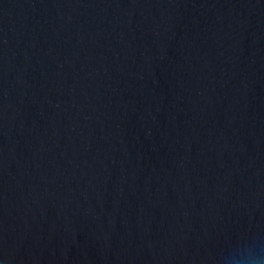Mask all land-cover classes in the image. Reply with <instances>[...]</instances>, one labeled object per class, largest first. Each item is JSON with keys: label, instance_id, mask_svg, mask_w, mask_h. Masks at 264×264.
<instances>
[{"label": "water", "instance_id": "water-1", "mask_svg": "<svg viewBox=\"0 0 264 264\" xmlns=\"http://www.w3.org/2000/svg\"><path fill=\"white\" fill-rule=\"evenodd\" d=\"M264 252V0H0V264Z\"/></svg>", "mask_w": 264, "mask_h": 264}, {"label": "clouds", "instance_id": "clouds-1", "mask_svg": "<svg viewBox=\"0 0 264 264\" xmlns=\"http://www.w3.org/2000/svg\"><path fill=\"white\" fill-rule=\"evenodd\" d=\"M231 264H264V252L248 245H241L233 252Z\"/></svg>", "mask_w": 264, "mask_h": 264}]
</instances>
